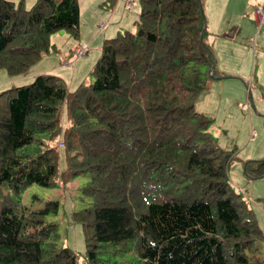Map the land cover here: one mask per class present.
I'll return each mask as SVG.
<instances>
[{"label": "trees", "instance_id": "16d2710c", "mask_svg": "<svg viewBox=\"0 0 264 264\" xmlns=\"http://www.w3.org/2000/svg\"><path fill=\"white\" fill-rule=\"evenodd\" d=\"M203 2L139 0L136 29L105 39L91 82L72 93L48 73L0 91V264H77L48 221L59 202L34 208L23 194L79 177L91 203L72 221L87 264L129 244L142 264H264L263 223L229 178L240 163L248 180H264V157L222 149L195 109L215 78ZM60 31L79 40L77 5L0 0V70L28 73Z\"/></svg>", "mask_w": 264, "mask_h": 264}, {"label": "rangeland", "instance_id": "374dc122", "mask_svg": "<svg viewBox=\"0 0 264 264\" xmlns=\"http://www.w3.org/2000/svg\"><path fill=\"white\" fill-rule=\"evenodd\" d=\"M8 1L15 3V6L21 4L24 9L28 10L34 6L37 0ZM51 1L59 7L78 6L79 40L70 37L64 31L51 35L49 40L52 46L50 53L44 55L40 63L34 65L28 73L10 77L5 70H0V91L29 85L37 76L48 73V71L54 73L49 74L61 78L70 93L74 92L80 84H83V81L90 83L92 80L90 73L101 56L104 40L111 39L124 31H134L136 29L134 22L137 20L140 11L139 0ZM227 1L207 0L206 12L209 13L213 3ZM263 4L264 0H250L248 8L243 9L240 17L233 21L237 30L242 29V34L233 38L234 45H232V49L230 48V52L232 51L234 54V58H232L233 67L239 72V74H233L236 79L229 78L232 79V83H228L226 80L229 79L224 78L213 81L211 84L209 83L207 91L201 94L203 98L207 92L212 96V103L209 106L213 114H208L206 117L213 120L210 128L217 145L222 146L225 150L235 149L240 161L258 160L264 157V27L257 31L253 23L255 8ZM99 25H104L105 28L99 30ZM205 40L213 49L215 62L222 58V55H226L227 50L221 35L208 32ZM77 43L86 45L90 49L89 54L79 60L73 59L74 47ZM246 46L251 48L254 46L255 50L249 53L245 50ZM68 62L70 64L66 66L65 64ZM216 65L218 66L217 62L214 67ZM53 67L66 69L69 77L62 75L64 80L52 70ZM74 75L76 76L75 80L71 82ZM242 103H248L249 111L242 106ZM260 118L261 120H259ZM259 121L262 122V125L259 124ZM62 123L63 127H66L67 113L65 108L62 112ZM229 175L231 183L237 185L234 186L246 200L248 199L246 196L255 201L259 198L264 199V180H248L243 174L242 164L241 166H231ZM86 182L87 177H79L66 187L60 186L56 189L31 186L23 194V203L28 206L33 205L34 208L43 207L47 201L59 202L57 216H49L48 221L58 225L60 236L58 246L73 250L78 256L77 264H87V259L82 227L73 223L72 212L87 207L91 203L81 194V189ZM241 190L245 191L246 194ZM35 198L38 200L36 201ZM250 203L252 202L250 201ZM253 208L258 214L257 206ZM260 209L264 213V206ZM130 245L127 246V249L131 251L117 257L110 255L109 258H106L108 262L105 264H142L138 257L132 253ZM261 257L264 258V245L261 246Z\"/></svg>", "mask_w": 264, "mask_h": 264}, {"label": "crops", "instance_id": "0c3cea01", "mask_svg": "<svg viewBox=\"0 0 264 264\" xmlns=\"http://www.w3.org/2000/svg\"><path fill=\"white\" fill-rule=\"evenodd\" d=\"M203 3H204V12H205V15H206L205 18L207 19L206 20V31H207V33L210 32L211 34L221 35L224 38L223 43L225 44L224 47L227 50L226 55H222V58H219V60H216V62H217L219 67L217 65H216V67H214L213 74L215 75V78L212 79V80H209V82L207 84V87H208L209 83L211 84L213 81H219L220 80L219 76H221V75L224 76V79H229V78L236 79V77L233 74H239V72L236 71L234 69V67H233L232 58H234V54H233L232 51L230 52V48L232 49L233 48L232 45H234L233 44V41H234L233 38H236V37L240 36L242 34V29L237 30L236 27L233 24V21H234L235 18H239L240 17V14H241L243 9L248 8V6H249L248 4L250 3V0H228L227 2H215V3H213L211 5L209 13L206 12V10H207V5H206L207 0H204ZM257 8H255V10ZM253 10H252V12H253ZM255 10H254V13H255ZM253 23L256 26L257 31L262 29V27L258 26L257 23L255 22V15H254ZM254 42H255V39H254ZM78 45H81V43H77L76 44V46H78ZM245 50L250 53L252 50H255V48H254V46H253V48H251L250 46H246ZM212 51H213V49H212ZM88 54H89V52H88ZM213 55H214V52H213ZM214 60H215V57H214ZM52 70H54L55 73H57L61 77H62V75L67 76V78L69 77V74L66 71V69H63V68H60V67H53ZM49 73L54 74L53 72H49L48 71V74ZM75 77L76 76L74 75V77L72 78L71 82H74ZM232 79H229V80H226V81L228 83H232L231 82ZM83 82H85V81H83ZM72 86H74V85L72 84ZM205 92H203V93H205ZM211 103H212V96H210L209 92H207V94H205L204 98L201 95L197 98V100L195 102V109H196V111L198 113H200L202 115H205V116L208 115V114L212 115L213 113H212L211 107L209 106ZM242 106L246 107L247 110L249 111L248 103H242ZM238 107H239V104H238ZM218 108H219V106L217 107V109ZM250 114H249V116H250ZM250 119L252 121L251 117H250ZM259 120H261V118ZM259 124L262 125V122L259 121ZM210 132H211V128H210ZM220 147L222 148V146H220ZM234 165H240L241 166V164H239V163H236ZM229 174H230V170H229ZM229 178H231L230 175H229ZM255 181H258V180H255ZM234 185L237 186L236 184H234ZM238 188L242 189L241 187H238ZM241 191L246 194L245 191H243V190H241ZM247 198L255 206H257V210H258V214L259 215L256 213V216H257V219L261 223H263V232H264V213L260 209L262 206H264V199H260L259 198L257 201H255V200L251 199L248 196H247Z\"/></svg>", "mask_w": 264, "mask_h": 264}, {"label": "built area", "instance_id": "2783aa9c", "mask_svg": "<svg viewBox=\"0 0 264 264\" xmlns=\"http://www.w3.org/2000/svg\"><path fill=\"white\" fill-rule=\"evenodd\" d=\"M255 14H256V22L260 26L261 24L264 23V4L256 9ZM85 52H86L85 47L79 48L76 51L77 57L83 56L85 54Z\"/></svg>", "mask_w": 264, "mask_h": 264}, {"label": "clouds", "instance_id": "9594fccd", "mask_svg": "<svg viewBox=\"0 0 264 264\" xmlns=\"http://www.w3.org/2000/svg\"><path fill=\"white\" fill-rule=\"evenodd\" d=\"M255 11H256V10H255ZM255 22H256V14H255ZM256 23H257V22H256ZM257 25H258V24H257ZM258 26H259V25H258ZM98 28H99V30H103V29L105 28V26H104V25H99ZM81 47H85V48H86V52H85V54H84L83 56H81V57H77L76 51H77L79 48H81ZM89 50H90V49H89L86 45H78V46H76V47H75V50H74V58H73V59L79 60L80 58L85 57V56L88 54ZM69 64H70V62H68V63L65 64V65H66V66H69Z\"/></svg>", "mask_w": 264, "mask_h": 264}]
</instances>
